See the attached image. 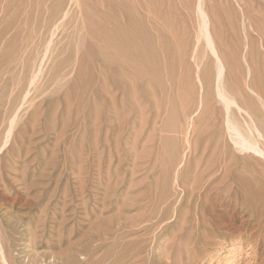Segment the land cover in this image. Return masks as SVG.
Listing matches in <instances>:
<instances>
[{
    "label": "rangeland",
    "instance_id": "1",
    "mask_svg": "<svg viewBox=\"0 0 264 264\" xmlns=\"http://www.w3.org/2000/svg\"><path fill=\"white\" fill-rule=\"evenodd\" d=\"M229 118L264 152V0H0L1 252L264 264V158Z\"/></svg>",
    "mask_w": 264,
    "mask_h": 264
},
{
    "label": "bare ground",
    "instance_id": "2",
    "mask_svg": "<svg viewBox=\"0 0 264 264\" xmlns=\"http://www.w3.org/2000/svg\"><path fill=\"white\" fill-rule=\"evenodd\" d=\"M200 14L202 15V16H204V13H203V11L200 9ZM207 23L208 22H206V27H207ZM203 29H204V27H203ZM207 29H208V27H207ZM210 33V32H209ZM206 35H207V33H206ZM207 42H208V44H210L211 43V41L212 40H210L209 39V37L207 36ZM210 46H211V44H210ZM218 56V55H217ZM219 60V59H218ZM219 63V65H218V77H219V75H221V72H222V66H221V64H220V62H218ZM221 63H222V61H221ZM222 90V89H221ZM219 96H220V98H221V100L224 102V106L226 107V110H228V108H229V106L231 105V104H234L232 101H229L221 92H219ZM239 110H241L240 108H238ZM229 111V110H228ZM247 111H245V113H246ZM247 114V113H246ZM246 116H248V115H246ZM250 116V115H249ZM248 116V117H249ZM250 119V118H249ZM232 120V119H231ZM230 120V118L229 119H227V127H228V130L230 131V132H232L233 134H234V140H232L233 141V144L235 145V146H237L238 148L237 149H239L240 151H251V152H253V153H255V154H258V155H260V156H262V158H264V152L260 149V146L258 145V143H257V141L255 140V137H259V138H261L262 136H263V134H262V132L258 129V128H260V127H256L257 125H255V122H254V124L253 123H251L250 125H248V130H246V131H241L239 128H238V126L233 122V121H231ZM245 120V119H244ZM252 122V121H251ZM247 124V123H246ZM241 128V127H240ZM8 137V136H7ZM232 137V136H231ZM4 146V145H3ZM2 146V147H3ZM3 149V148H2ZM1 149V150H2ZM264 150V149H263ZM173 217H174V214H173ZM158 222V221H157ZM160 222V221H159ZM187 222V221H186ZM186 222H184V224L186 223ZM188 224V223H187ZM191 228V227H190ZM196 231V230H195ZM198 234H199V232H198ZM199 235H201V234H199ZM196 236V235H195ZM195 236H194V239H195ZM199 237V236H198ZM190 239V238H189ZM192 240H193V238H192ZM196 240V239H195ZM197 241V240H196ZM195 242V241H194ZM203 242V241H202ZM191 248L193 247V246H190ZM200 248V247H199ZM195 249V248H194ZM250 249V248H249ZM187 250V249H186ZM196 250V249H195ZM199 250V249H198ZM3 251V250H2ZM182 251V250H181ZM190 251H192V250H190ZM200 251V250H199ZM203 251H204V249H203ZM0 252H1V250H0ZM183 252V251H182ZM187 252H188V250H187ZM193 253V252H192ZM180 255L181 254H183V253H179ZM179 255V256H180ZM191 255V254H190ZM183 256H184V254H183ZM186 256H189L188 254L186 255V252H185V256L184 257H186ZM181 257H182V255H181ZM183 257V259H185ZM190 257V256H189ZM9 258V257H8ZM187 259V258H186ZM179 260V259H178ZM9 261H11V260H8L7 259V257L1 252V255H0V264H11ZM181 261H183V260H181L180 259V263H181ZM179 261H177V263H178ZM179 263V264H180ZM190 263H191V261H190ZM37 264V263H36ZM53 264V263H52ZM183 264H186V263H184L183 262ZM188 264V263H187ZM223 264H229V261H226V260H224L223 261Z\"/></svg>",
    "mask_w": 264,
    "mask_h": 264
}]
</instances>
